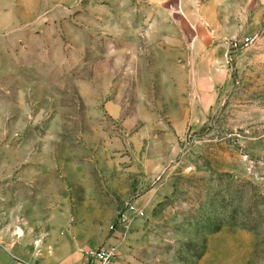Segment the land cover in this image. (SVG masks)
Masks as SVG:
<instances>
[{"label":"rangeland","instance_id":"1","mask_svg":"<svg viewBox=\"0 0 264 264\" xmlns=\"http://www.w3.org/2000/svg\"><path fill=\"white\" fill-rule=\"evenodd\" d=\"M0 202L41 258L264 264V0H0Z\"/></svg>","mask_w":264,"mask_h":264},{"label":"crops","instance_id":"2","mask_svg":"<svg viewBox=\"0 0 264 264\" xmlns=\"http://www.w3.org/2000/svg\"><path fill=\"white\" fill-rule=\"evenodd\" d=\"M9 207L8 203L0 202V264H84L79 256L72 253H47L39 257L40 249L36 253L34 240L26 241L17 235L16 229L21 226L19 219L17 222L9 218Z\"/></svg>","mask_w":264,"mask_h":264},{"label":"built area","instance_id":"3","mask_svg":"<svg viewBox=\"0 0 264 264\" xmlns=\"http://www.w3.org/2000/svg\"><path fill=\"white\" fill-rule=\"evenodd\" d=\"M142 213L143 212L135 208L133 204H129L118 217L116 225L128 228L130 220L141 216ZM33 245L36 253H39L40 240H34ZM83 256L88 264H122V260L114 245L101 244L97 247H87L83 251Z\"/></svg>","mask_w":264,"mask_h":264}]
</instances>
